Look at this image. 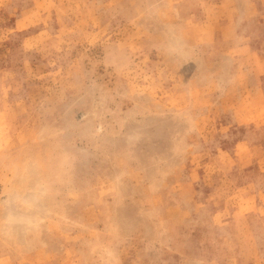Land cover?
<instances>
[{
	"label": "rangeland",
	"instance_id": "1",
	"mask_svg": "<svg viewBox=\"0 0 264 264\" xmlns=\"http://www.w3.org/2000/svg\"><path fill=\"white\" fill-rule=\"evenodd\" d=\"M2 4L0 264H264V0Z\"/></svg>",
	"mask_w": 264,
	"mask_h": 264
},
{
	"label": "crops",
	"instance_id": "2",
	"mask_svg": "<svg viewBox=\"0 0 264 264\" xmlns=\"http://www.w3.org/2000/svg\"><path fill=\"white\" fill-rule=\"evenodd\" d=\"M3 2H5V0H0V6L5 4V3L2 4ZM18 21H17V23H18ZM262 74H263L262 76H259L260 78H259V81H257V83H253L250 85H247V83H246V85H247L246 89L244 92H243V90H241V93H240L241 96L240 97H238L236 94L235 96L230 98L227 91H229V89L232 87V84H231V87L226 91V95L222 94L220 96L221 106L225 105V102H226L231 107H235L232 109L233 112L240 113V110H239L240 104L239 103L242 102V100L245 102V97H246L245 94L249 93L247 99L248 100L254 99L255 100L254 103L258 104L260 111L264 110V71ZM240 75H245V76L247 75L248 76L249 72H248V70L243 69V68L237 69L233 75V85L234 86L239 85L238 78ZM254 75H255V79H257L256 74L253 73V76ZM234 100H235V102H234ZM262 113L264 116V111H262ZM229 122H230V124H233V125L237 124V120H235V121L231 120ZM249 142L250 141L248 139H245V138L242 139L241 137H238L237 140L235 141V143L233 144L232 148H230V149H223V148L219 149L218 152L216 153V155L218 158L220 157L221 159H223L225 161H226V159H228V157H232L235 160L236 165L240 161L241 162H244V161L248 162L249 161L248 164L245 166L248 167L247 170H249L251 177L247 180V182L240 184V186L243 185V187H246V188L254 187V190L256 192L257 191L256 188L260 187L263 184V182L258 183L257 181H258L259 177L264 172V165L259 163V159H258L259 155H257V153L254 149L256 144L251 145ZM253 145H254V147H253ZM263 148H264V145H263ZM218 166L221 169H224L226 167L225 165H223V163H218ZM239 166L242 167V165H239ZM239 166H236V169H239ZM245 166H243V167H245ZM232 169H234V167ZM257 195H259L258 192H257ZM256 197H259V196H256ZM255 201H257V198H255Z\"/></svg>",
	"mask_w": 264,
	"mask_h": 264
}]
</instances>
